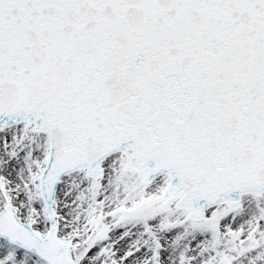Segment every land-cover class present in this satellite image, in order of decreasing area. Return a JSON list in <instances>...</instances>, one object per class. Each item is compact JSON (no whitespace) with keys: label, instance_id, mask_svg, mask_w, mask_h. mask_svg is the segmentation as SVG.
Here are the masks:
<instances>
[{"label":"snow or ice","instance_id":"snow-or-ice-1","mask_svg":"<svg viewBox=\"0 0 264 264\" xmlns=\"http://www.w3.org/2000/svg\"><path fill=\"white\" fill-rule=\"evenodd\" d=\"M0 264H264V0H0Z\"/></svg>","mask_w":264,"mask_h":264}]
</instances>
